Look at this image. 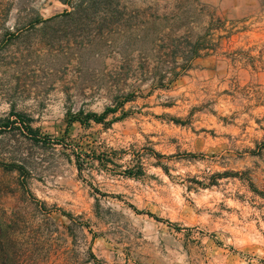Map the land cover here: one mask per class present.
I'll use <instances>...</instances> for the list:
<instances>
[{"label": "rangeland", "instance_id": "374dc122", "mask_svg": "<svg viewBox=\"0 0 264 264\" xmlns=\"http://www.w3.org/2000/svg\"><path fill=\"white\" fill-rule=\"evenodd\" d=\"M0 264H264V0H0Z\"/></svg>", "mask_w": 264, "mask_h": 264}, {"label": "trees", "instance_id": "16d2710c", "mask_svg": "<svg viewBox=\"0 0 264 264\" xmlns=\"http://www.w3.org/2000/svg\"><path fill=\"white\" fill-rule=\"evenodd\" d=\"M116 111H117L116 108L106 109L101 115L89 114L88 118H91V119H93L94 122L99 123V122L103 121L109 114H114ZM3 122H4V128L17 129L16 125L19 124L17 121H14V120L12 121L10 119H6ZM23 127H24V129H26L27 133L32 132V129L30 127H27V126H23Z\"/></svg>", "mask_w": 264, "mask_h": 264}]
</instances>
